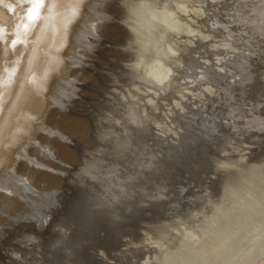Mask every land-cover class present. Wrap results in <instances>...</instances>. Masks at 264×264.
Returning <instances> with one entry per match:
<instances>
[{
  "label": "bare ground",
  "instance_id": "6f19581e",
  "mask_svg": "<svg viewBox=\"0 0 264 264\" xmlns=\"http://www.w3.org/2000/svg\"><path fill=\"white\" fill-rule=\"evenodd\" d=\"M115 1L116 0H104V8H94L91 14H87L84 9H81L75 17L71 16L70 6L64 8L57 7L49 12L42 10L41 15L44 18L37 21L35 27H31L29 29L25 42L18 45L15 50L9 49L7 53L8 60H18L19 63L15 65L16 75L12 77L11 82L7 85L4 94V104L0 107V136H2V151L5 162L13 166L16 174L22 178L23 182L7 183L5 186L8 189L6 191L8 194H0V199L10 200L16 205L20 204L23 209L21 212H16L13 208L8 206L0 209V218L5 220L4 226H0V253L1 250L5 249L4 246H7L8 244L10 245L11 241H14L16 237L20 235L23 237H29V233H31L32 229L36 230L35 228H38L41 230L44 228V231L40 235L42 247H40L41 249L39 248L40 252L43 253L41 254L42 257L46 260L47 255H49L52 250L57 251L58 248L61 250V253L59 252L60 256L61 254L63 256L70 250L72 244L76 243V241H80V239L90 236L97 226L101 225L104 220L112 216V212L114 211L116 204V196H113L111 193L114 192L116 188L107 189V187H101L100 183L95 181L94 178H91L93 177L91 176V180H94L96 188L99 189L97 190L94 187L83 186L81 190H77L75 182L71 177L65 180L66 185L68 186L67 189L69 190H66L63 186H61L59 190L57 189L54 191L43 188V193L40 195L37 194V190L34 191L36 193L35 195L27 194L26 192L30 190L29 188L31 182L29 183V179L23 177L24 175L22 176V173H24L23 171L25 170H29L31 172V169H29L27 165L18 163V160L23 158L30 162L32 161L29 158L31 154L39 157V153L42 152L40 146H44L41 143L47 142L48 139L40 135L41 131L48 134L53 133L59 135L61 136V141L65 140L63 139L64 136H62L60 132L47 127V125H52L48 114L52 113V110L57 113L58 111H56V109L64 110L66 107L71 109V106H74V95L77 90V85L75 78H72L74 75L72 68L82 64V57L85 55L84 52H86L84 51L85 49L89 50L88 52L92 51L94 48L92 41H94L95 38L97 40L96 34L97 31H99V28L104 24L106 26L114 24L112 11L115 8ZM175 1V12H173L174 8L172 10L161 9L162 11L151 10L147 15L138 12V30H131L134 33L138 32L139 35L143 34L144 36L147 32L150 33L151 31H153L156 35L155 30H160V32H157L158 37L164 41L172 39L174 43L173 45L166 43V47V44H162L163 40L150 41L147 39L146 41L145 38L138 37L141 50L146 53L147 56L145 57L149 59L146 61L144 56H142V58L136 60L132 66L130 65L131 63L129 64V66H131L130 78L135 81V84L130 83L128 85L126 93H130L129 100L136 99L134 98L136 95L132 92L138 91L140 92V96H143L142 100H138L140 105L137 107L132 105V103L128 105L130 113L127 112L128 115L125 114L124 118H122V120H124V128L120 129L119 137H131L130 141L136 145L145 141L147 146L146 149H149L151 154L150 159H148L150 165L149 167H151V169L152 167L162 169L164 167L162 163L166 162L165 164H167V161H169L168 151L170 152V150H168L169 147H166V145L168 142L170 143V141H173L170 135H174L175 133L174 138H176L177 135L183 131L185 132L184 125L188 123L187 116L183 113L184 111L181 112L179 108L182 109L184 107L182 104L183 100L185 101L186 99H181L179 102L174 103V105L179 106V108L176 106V108L173 109L170 119L168 118V115L170 114L168 112V106L170 105V96L172 97V95H176V93H182L181 91H183L187 85H190L187 84L188 82H191V85H193L192 82L198 83L202 89H200V91L204 92H210L214 89V87H219V89L226 88L229 91V93L227 92L229 96L227 100L229 101L233 96L232 87H236L238 90L240 88H244L246 85L248 86L252 84L250 85L251 88H253V85L257 88V83H259L257 80L264 82V74L263 76H259L261 73H264V67L261 70L259 69V73H256L258 63L261 62L264 65V52L262 57L258 58L256 56L258 53L254 52L253 47L243 46L241 49L234 46V44L232 45L233 36L227 31V29L238 27L236 30H238L240 37L243 40L253 38V36H262L264 38V35L260 34L264 31V25L260 23L261 19H264V17L259 15L260 9L264 7V0H225V2L224 0ZM222 1L225 4L223 8V15L216 14V17H212L206 14L207 18H204L205 16L203 17L205 19L204 24L206 25V29L202 28L200 23L202 21L204 22V20L200 22L199 20H201V16L207 10L205 7L208 6L210 2L218 3ZM6 3L10 4L13 10L9 11L8 7L0 8V20L3 21L7 31L14 33L15 24L21 23L20 17L24 14L25 6L19 3V0H6ZM97 18L100 20L99 23H96ZM243 19L251 20L252 23H241V20ZM89 24H95V31H91L89 29ZM201 28L203 30L205 29V32H207L206 30L209 31V28L213 30L215 29V31L217 29L224 35L223 39L225 40H223V42L227 39L225 43L221 42L223 43L222 45H225L226 47L229 46L231 50L221 49L222 51L216 52L220 49V47H217L218 49H215V54L207 55L202 53L204 52V48H202L204 46V42L202 43L200 40V44L198 43V39H201V37L203 38V35L205 34H201V32H204H200ZM210 31L209 34H211ZM125 33L129 37L130 34L128 33V30H125ZM213 35L211 36L214 37ZM11 38H15V36L13 35ZM21 38L23 39V37ZM214 38L216 39L217 37ZM215 39H211V41L215 43L216 41H213ZM217 39L220 41L219 37ZM211 41L210 43H212ZM196 44L197 47L195 49ZM200 45H203L201 50L199 49ZM207 46L205 48H207ZM209 51L212 52L211 49ZM17 52L19 53L18 55L15 54ZM231 52L237 53L235 56H232V60H230L231 58L229 57L231 56ZM174 53H179V57H175ZM212 53H214V51ZM225 58L232 61L229 62L227 60V68L229 70L225 67H221L223 61L220 60ZM256 58H258V60ZM224 64L226 63H223V65ZM129 66L128 68H130ZM250 66H253L254 68L250 69ZM221 68H224L223 71ZM180 69L185 70L177 75ZM232 69L235 71H232ZM234 73L237 74L238 78L235 81L230 78L234 77L231 75ZM245 77L247 79H245ZM77 84L80 83L78 82ZM195 90L196 87H191L189 91L187 90L188 94L186 95L190 97H202L201 94L196 95ZM177 97L179 98V95ZM263 98L264 91H261V104ZM258 108L261 110V114L262 112L264 113V108H262L261 105L258 106ZM180 112L183 115L180 114ZM262 115L264 116V114ZM259 120L264 121V118ZM259 125H261V123H259ZM214 127H216V125H214ZM241 129H248L258 133H261L260 131H264V129L249 127H242ZM173 130H175L174 133H171L170 135L167 134L168 131L170 133V131ZM198 130L200 131V129ZM224 132L225 131H222V133ZM195 133L196 132H194V134ZM216 134L220 136V139L221 136H223L218 133ZM110 135L112 136L111 139L114 140V135L112 133H110L109 136ZM195 135L193 136L192 133L187 137L192 136V139H195ZM197 136L199 135H196V137ZM209 136L211 137V135ZM200 138L203 137L200 136L199 139ZM230 138L238 141L236 138ZM199 139L195 140L200 144L201 141ZM21 145H24L23 150H21ZM31 145H35L37 149L30 148ZM211 145L213 146L212 143ZM211 145L210 148H212ZM165 147L167 149H165ZM178 149L180 148L178 147ZM172 150L174 151V149H171V151ZM154 152H159L162 157L159 153H157L161 157L159 158ZM217 152L219 154L220 151ZM179 153L180 152H178V154ZM199 154L197 158L201 159H203L206 155L200 152ZM192 155L195 156L194 154ZM170 156L174 157V155ZM250 159L249 165L243 169L245 175L241 174L239 176V180L245 183L246 186H238V182H236L237 177L229 175L226 172V176H224L221 180L222 183L220 182L221 189L218 196L207 197L205 194L200 193L197 197L200 198L201 201L199 205L195 207L193 205L191 207L190 205L186 209L178 212V215H180L178 219H186L187 221L185 222L187 223L188 221H191L189 223L190 225L187 226H189L191 231H197L199 233L198 236L204 240V244L202 242V247L204 245V247L209 248L211 252L210 255L202 257L201 255L203 253H200L201 255L189 253L190 255L186 254V257L183 259L181 254L184 252L183 249H185V245L182 243L183 246L181 245L177 248L175 247L174 252H172L169 257L166 255V257L163 256L164 258L162 257L164 260H158L159 264H211L214 262L217 264H247L257 255L264 254V211H260L258 209L260 206L256 207L250 202L246 203L248 200L245 201L243 197L244 194L250 195L257 190L262 192L264 196L263 143L256 146V149L252 153ZM217 164L222 166L221 161H218ZM140 167H131L128 170H125L124 176L130 178L134 174L138 177L141 173L140 170L143 169V166L141 168ZM36 172L37 171L34 170L33 173ZM233 174H236V172ZM71 190H74V192ZM9 193L16 195H11ZM17 194H23L24 199L22 197H18ZM25 195H29V197H27L30 198V201L28 198H25ZM258 196L262 197L261 195ZM263 200L264 199H262V201ZM52 221H55L58 226L61 225L62 230L59 234L53 235L49 233L52 227ZM26 223L28 224L26 225ZM180 225H183V223ZM180 241H182L181 238ZM192 243L193 242H191V244ZM15 247L18 246L15 244L14 248ZM82 247H84V245ZM204 247L203 249H206ZM198 248L200 250L202 249L200 247ZM15 250L18 251L17 249ZM40 252L36 258H33V261L30 262L29 259L32 258H27V260L25 257L26 260L20 264H32V262L36 264V261L40 257ZM20 253H22V251ZM144 262L146 261L144 260ZM3 264L6 263L4 262Z\"/></svg>",
  "mask_w": 264,
  "mask_h": 264
},
{
  "label": "rangeland",
  "instance_id": "374dc122",
  "mask_svg": "<svg viewBox=\"0 0 264 264\" xmlns=\"http://www.w3.org/2000/svg\"><path fill=\"white\" fill-rule=\"evenodd\" d=\"M175 3V0H116L115 8L112 11L113 18L115 20H113L114 24H111L110 26H106L104 24L99 28V31H97L96 34L97 40L95 38L94 41H92L94 45L92 51L88 52L89 50L85 49L84 51L86 52H84L85 55H83L85 58L82 57V64L72 68V72L74 73L72 78H75L77 85V90L74 95V106H71V109L68 107L64 110L56 109V111H58L57 113L52 110V113L48 114L52 125H47V127L60 132L62 136H64L63 139L66 138L68 139L67 141L73 140L81 147L78 149L73 148L72 145H66L63 141H61V136L41 131L40 135L48 138L47 142H43L41 144L49 147L51 151L48 154L41 152L38 155L39 157L31 154L29 158L32 161L30 162L23 158L18 160V163L27 165V167L31 169V172L29 170H25L23 171L24 173H22V176L24 175L23 177L29 179V183L31 182L29 188L30 190L26 192L27 194L35 195V190H37L36 192L38 195L42 194L44 189H50L51 191L57 189L59 190L62 186L61 184L63 183L61 181L67 180L71 177L75 182L77 190H81L83 186L94 187L98 190L99 188H96V184L93 179L91 180V178H94L95 181L99 182L101 187H107V189L116 188L115 191L111 193L113 196H116V204L114 211L112 212V216L104 220L101 225L97 226L90 236L80 239V241H76V243L72 244L70 250L67 251L68 254L66 253V255L63 256L61 254L60 256L61 250L58 248V252L56 250H54L56 252L52 250L53 254L51 252L49 254L50 256L47 255L46 260L41 255L43 253L40 252V247H42L40 235L44 231V228L41 229L42 231L38 228H35L36 230L32 229L31 233H29V237H23L20 235L16 237L17 239L15 238L14 241H11L10 245L8 244L7 246H4L5 249L1 250L0 253V264H3L4 262L6 264H20L27 258H32L29 259L31 262L33 261V258L38 256L39 252L40 257L36 261V264H159L158 260H164L163 258L166 257V255L169 257V255L174 252L175 247L177 248L181 246L182 243L185 245V249H183L184 252L181 254L183 259L186 257V254L188 255L189 253L194 255H201L200 253H203L201 255L202 257L210 255L211 252L209 248L204 247L203 245V247L206 248L203 249L202 242L204 244V240L198 236L199 233L197 231H191L189 226H187L190 225L189 223L191 221H188L187 223L185 222L187 221L186 219H178L180 216L178 215V212L186 209L190 205L191 207L192 205L194 207L199 205L201 201L200 198L197 197L200 193L205 194L207 197L218 196L221 189V180L224 176H226V172L229 175L237 177L236 182H238V186H246L245 183L239 180V176L241 174L245 175L243 169L249 165V160H251L250 157L255 151L256 146L260 145V143H263L264 145V131H260L261 133H258L248 129L242 130L241 128L249 127L264 129L261 125H259L261 121L259 119L264 118L262 115L264 113L262 112L261 114V110L258 108L260 105L264 108V98L262 100V104L260 102L261 91H264V82L257 80V82H259L257 83V88L254 85L253 88H251L250 85L252 84L248 86L246 85L244 88H240L238 90L236 87H232L233 96L230 101L227 100L229 97L227 92L229 93V91L226 88L219 89V87H214V89L210 92H204L200 91L201 87L198 83L192 82L193 85H191V82H188L187 84L190 85H187L186 88L181 91L182 93H176V95L174 94L172 97L170 96L173 100L169 98L171 106H168L170 108V111L168 108V112L170 113H168V118L170 119L173 109L177 106L174 105V103L179 102L181 99H186L185 101L183 100L182 105H184V107L182 109L177 106L181 112L184 111L183 113L187 114L188 123L184 125L185 132L183 131L177 135L178 137L176 136V138H174L175 130L170 131V133L169 131L167 132L168 135L174 133V135H170L173 141H170V143L168 142L166 145V147L170 148H168V150H170V152L168 151L169 161H167V164H165L166 162L162 163L164 165L162 169L153 167L151 169L148 162L151 154L149 149H146L147 146L145 141L136 145L130 141L131 137H119V134L120 129L124 128V120H122V118H124L125 114L128 115V113H130L128 105L132 103V105L137 107L140 105L138 100H142L143 96H140V92L138 91L132 92L136 95L134 96L136 99L129 100L130 93H126L128 85L130 83L135 84V81L130 78L131 66L136 60L142 58V56H144L146 61L149 59L145 57L147 56L146 53L142 52L138 37L145 38L146 41L147 39L150 41L163 39L157 35V32H160V30H155L156 35L153 31H151L152 33L147 32L145 36L143 34L139 35L138 32L134 33L131 30H138V12L147 15L151 10L162 11L161 9L172 10L173 8V12H175ZM224 6L225 4L223 1L218 3L210 2V4L205 7L207 10L201 16L202 18L200 17L201 20H199V22L204 20V22L202 21L200 23V26L206 29L204 18H207V15L212 17H216V14L223 15ZM202 28L200 32H205V29L203 30ZM237 28L238 27L227 29V31L233 36L232 45L234 44V46H237L238 48L243 46L253 47L254 52L258 53L256 56L261 58L264 52V38L262 36H253V38L243 40L240 37L238 30H236ZM125 30H128V33L130 34L129 37L126 35ZM206 31L207 32L205 33L201 32L202 35H205H203V38L201 37V39H198V43H205H203L204 46L200 45L199 48L200 50L204 48V52L202 53L207 55L215 54V51L218 49L217 47H220V49L216 52L222 51L221 49L231 50L229 46L226 47L225 45H222L227 41V39L223 42L225 39H223L224 35L221 32L217 29L216 31L218 32H216L215 29L213 30L210 28L209 31L211 34H209L208 30ZM207 35H213L217 38L219 37L220 41L217 38L215 39L214 37ZM211 39H215L213 41H216L217 43H215L217 45L213 43ZM210 41L212 43H210ZM166 43H170L171 45L174 44L172 39H169V41L163 40L162 44L165 45ZM206 46L207 48H205ZM196 47L197 44L195 49ZM210 49L212 52L214 51V53L210 52ZM174 54L175 57H179L180 55L179 53ZM236 54L237 53L231 52V56H229L231 58L230 60H232V56H235ZM258 58L256 59L258 60ZM227 60L229 61V59L226 58L220 60L223 61L221 67L228 69ZM223 63L226 64L223 65ZM129 64L131 66H129ZM128 66L130 68H128ZM263 67L264 65L259 62L256 67V73H259ZM253 68V66H250V69ZM221 69L223 71L224 68ZM184 70L185 69H180L177 75L184 72ZM232 71L235 70L232 69ZM263 74L264 73H261L259 76H263ZM231 75L234 76L230 77L231 80L235 81L238 79L237 74L234 73ZM78 82L80 84H77ZM191 87H196L195 94H201L202 97H190L186 95ZM178 95L179 98L177 97ZM212 98L213 100H211ZM214 125H216V127H214ZM198 129H200V131ZM193 131L199 136L196 137ZM204 131L207 132L205 133ZM222 131H225V134L222 133ZM110 133H112L114 137L116 136L115 138H118L115 139L113 137L114 140H112V136H109ZM190 133H193V136L195 135L196 140H198L200 136L203 137L199 139L201 143L199 144V142H196L194 138L192 139V136L187 137L188 135H191ZM216 133L223 135L221 136V139ZM209 135H211V137ZM230 137L236 138L238 141H235ZM209 144L212 148H210ZM166 147L165 149H167ZM178 147L180 149H178ZM30 148L37 149L35 145H31ZM171 149H174V151H171ZM217 151H220L219 154ZM178 152L182 153L178 154ZM199 152L206 154L204 158L202 157L203 159L197 158ZM77 153L80 154V157ZM157 153L156 155L161 158V154L159 153L160 157ZM170 155H174L175 158ZM218 161H221L222 166L217 164ZM168 162L171 165H169ZM140 166H143V169L140 170L141 173L138 177L134 174L130 178L124 176L125 170H128L131 167L135 168ZM32 170L33 172L34 170L37 172L33 173ZM234 172H236V174H233ZM59 175L62 176V178ZM71 191L74 192V190ZM0 194L7 195L8 192ZM244 195V200H248L246 203L250 202L256 207L260 206L258 209L260 211H264V200L262 201L264 196L262 192L257 190L250 195ZM258 195H261L263 198ZM17 196L23 198V194H17ZM27 196L29 197V195H25L26 199L28 198ZM28 199L30 201V198ZM253 201L255 203L257 201L256 205ZM7 206L13 208L16 212H21L23 209L20 204L16 205L10 200L0 199V209ZM182 223L183 225H180ZM4 224L5 220L0 218V226H4ZM27 224L28 223H26V225ZM61 230V225L58 226L55 221H52V227L49 233L53 235L59 234ZM180 238L182 241H180ZM190 241L193 243L191 244ZM15 244L18 247L14 248ZM83 245L84 247H82ZM198 247L202 249L200 250ZM21 251L22 253H20ZM256 257L251 259L247 264H264V254L257 255ZM144 260L146 262H144ZM32 264L34 263L32 262ZM211 264L217 263L214 262Z\"/></svg>",
  "mask_w": 264,
  "mask_h": 264
},
{
  "label": "snow or ice",
  "instance_id": "6c2138e0",
  "mask_svg": "<svg viewBox=\"0 0 264 264\" xmlns=\"http://www.w3.org/2000/svg\"><path fill=\"white\" fill-rule=\"evenodd\" d=\"M19 3L25 6V11L23 16L20 17L21 23L15 24L14 33L7 31L3 21L0 20V107L4 104V94L7 85L11 82L12 77L16 75L15 65L19 63L18 60H8L7 53L9 49L15 50L18 45L25 42L29 29L35 27L37 21L44 18L41 15L42 10L49 12L57 7L64 8L70 6L71 16L75 17L81 9H84L85 13L91 14L94 8H104V0H47V3L46 0H19ZM3 7H8L9 11L13 10L12 6L6 3V0H0V8ZM259 15L264 17V7L260 9ZM99 22L100 20L97 18L96 23ZM241 23L250 24L252 21L243 19ZM260 23L264 25V19H261ZM88 27L91 31H95V24H89ZM260 34L264 35V31ZM13 35L15 38H11ZM15 54L18 55L19 53ZM245 79L247 78L245 77ZM260 123L262 128H264V121H260ZM23 147L24 145H21V150H23ZM40 147L41 151L45 154L51 151L49 147ZM10 182L22 183L23 180L16 174L13 166L5 162L2 151V136H0V193L8 190L5 185Z\"/></svg>",
  "mask_w": 264,
  "mask_h": 264
},
{
  "label": "water",
  "instance_id": "95a60500",
  "mask_svg": "<svg viewBox=\"0 0 264 264\" xmlns=\"http://www.w3.org/2000/svg\"><path fill=\"white\" fill-rule=\"evenodd\" d=\"M211 100H213V98L211 99ZM218 105H220V104H218ZM205 110V109H204ZM190 112H193V111H190ZM180 114H182L181 112H180ZM193 114H198V113H193ZM183 115V114H182ZM186 116H187V114H186ZM195 116H197V115H195ZM246 135V134H245ZM246 136H248V135H246ZM63 142L66 144V145H72L73 146V148H76V149H78L79 147H81L80 145H77L73 140H71V141H67L66 140V138H65V140H63ZM78 154V156L80 157V154L79 153H77ZM76 154V155H77ZM77 157V156H76ZM78 157V158H79ZM60 176V175H59ZM61 178H62V176H60ZM61 180H63V179H61ZM61 182H63L61 185L63 186V188H65L66 190H69V189H67L68 188V186L66 185V181L64 180V181H61Z\"/></svg>",
  "mask_w": 264,
  "mask_h": 264
}]
</instances>
